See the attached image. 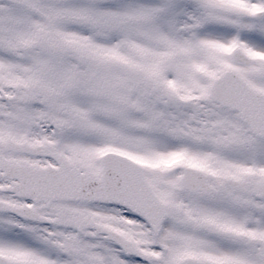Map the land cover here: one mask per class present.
<instances>
[{
  "label": "snow or ice",
  "instance_id": "snow-or-ice-1",
  "mask_svg": "<svg viewBox=\"0 0 264 264\" xmlns=\"http://www.w3.org/2000/svg\"><path fill=\"white\" fill-rule=\"evenodd\" d=\"M0 264H264V0H0Z\"/></svg>",
  "mask_w": 264,
  "mask_h": 264
}]
</instances>
